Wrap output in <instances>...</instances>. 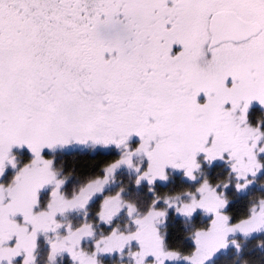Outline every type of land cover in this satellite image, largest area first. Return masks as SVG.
Listing matches in <instances>:
<instances>
[{
  "label": "snow or ice",
  "instance_id": "snow-or-ice-1",
  "mask_svg": "<svg viewBox=\"0 0 264 264\" xmlns=\"http://www.w3.org/2000/svg\"><path fill=\"white\" fill-rule=\"evenodd\" d=\"M252 102L264 108V0H0V175L6 166L16 168L14 149L32 155L0 185V264L18 257L20 264H34L38 234L56 232L58 214L83 209L117 168L133 167L134 155L147 161L134 169L136 185L165 180L168 168L192 180L202 158L228 163L243 181L236 190L246 188L262 167L257 153H264L257 147L264 139L260 123L247 124ZM133 137L139 142L129 151ZM71 143L123 146L125 155L102 179L65 199L63 181L42 151ZM46 186H53L46 209L34 213ZM185 195L191 202L176 208L180 215L199 209L210 216L206 229L193 234L185 264H205L232 233L264 229V200L230 224L220 185L205 181ZM158 203L133 218L135 209L119 193L105 197L99 221L108 224L126 208L135 231L113 229L89 254L79 244L92 237L91 225L69 227L49 242V264L64 252L73 264H97V254L133 241L134 264L176 259L154 227L165 215ZM164 204L175 206L168 199Z\"/></svg>",
  "mask_w": 264,
  "mask_h": 264
},
{
  "label": "rangeland",
  "instance_id": "rangeland-1",
  "mask_svg": "<svg viewBox=\"0 0 264 264\" xmlns=\"http://www.w3.org/2000/svg\"><path fill=\"white\" fill-rule=\"evenodd\" d=\"M257 104L259 105L257 102H252L250 105H254ZM249 105V106H250ZM85 146L88 145L87 144H83ZM82 144H77V143H71L68 144L66 146L60 147V146H56L54 147L52 150H48V149H44V150H48L45 153L42 154V158L45 160H50L52 162L51 164V171H53L55 173V175L57 174L58 180L63 181V184L60 188V192L61 194L65 197V199H71L73 197L74 194L78 193L80 191L81 188L85 187L86 185H88L89 183H92L94 181H96L97 179H102L104 177V169L107 168L113 160L114 156L110 157L111 161H109L108 163L105 164L104 167H101L93 174H87L84 176H75L74 178H71L70 173H64L61 174L59 172V167H57V163L62 162L63 160H69L70 156H66L68 155V152H70L69 150L72 151H79L82 146ZM264 146V142L263 145ZM43 150V151H44ZM59 152L58 154H56L54 156L55 159H51L52 157H50L51 153H56ZM48 154V155H47ZM257 155H259V153H257ZM49 156V157H48ZM11 157L13 159V162L16 165V168L13 169L11 166H6L3 175H0V185H4L5 187L11 182L12 178L15 176L16 171L22 167H24L26 164H28L31 159H32V155L30 152H28L26 149L23 148H18V149H14L13 152L11 153ZM141 161V162H136V161ZM258 160V158H257ZM218 161H222V160H218ZM215 161H212L211 163H213ZM262 165L261 170L259 172H257V174L253 177V176H249L248 177V186L246 188L241 189L240 191H237L235 188V184L237 183H243V181H238L235 177V175L231 172V168L230 165L227 164L226 162L222 161L223 167L224 165H226L229 175L226 176L224 184H228L229 187L227 188V190L229 189L230 191H233L236 193V196L240 195H245V196H249L248 198H250V204H251V208H253L255 205H257L259 203V201L264 200V157L259 161ZM198 163L200 165V167L193 173L194 175V179L190 180L188 177H186L183 173L182 170H177V169H172V168H168L165 170V175H166V179L165 180H157L155 181L152 185H148L146 182H142L139 185L135 184V180H136V176L137 173L134 171L135 168L140 167L141 169H143V167H146L147 161L144 160V158L141 156L139 159L135 160V163L133 164V167L129 170H124L123 172H121L122 170L120 169L118 171L119 173V177L120 175H125V177L127 176L126 172L129 171V174H131L132 178L128 180V183L125 182L121 185V187H119L118 189L120 190V199L124 198V200L121 199V201L124 204H130L133 206V208L135 209V213L133 218H142L145 213L148 211L149 206L152 204V201L158 200L159 203L157 205V209L164 211L165 215L159 219L158 222H163L164 220H169L170 217L172 219H175V217H182V219L185 218H190L191 216L195 215V216H200V217H204L207 218L208 220L210 219V216L208 214H206L204 211L202 210H197L195 211L191 216H182L180 215L177 211L176 208L183 206L184 204L190 203L191 202V197L188 195H185V193H190L193 194L195 193V190L205 182V180H202V175L206 173V170L203 171L202 170V165L201 164H207L210 165L211 163H208L206 161H204L202 158H198ZM210 167V166H208ZM134 172V173H132ZM213 176L218 175L217 177L220 178L221 177V171L218 170L217 172H214L212 174ZM118 177V179H119ZM171 177V180L166 183L165 181ZM173 178H179V179H183L185 180L187 183L190 184L191 187L187 188L186 190H181V188L179 187V189L181 190V192L179 193H171V195H169L170 192V188L173 186L172 184V179ZM210 178V176H209ZM215 178V177H214ZM117 180V177H116ZM210 180H212V178H210ZM209 180V185H213L214 184H210L211 181ZM118 183V182H116ZM166 183V185H165ZM114 180L113 181H108L107 182V186L103 189L102 193L97 194L95 196H93L89 203H87V205L83 208V209H73V210H69L66 211L63 215H57L55 217V221L57 224L61 225V227L59 229H57L58 232L62 233L63 232V226L66 227H70L72 230L75 228H78L81 225V221L77 222L76 220H70V223L68 222V219L70 217H72V215L77 214L79 212H82L83 210H85L86 208H96L97 212L99 210V206L101 201L105 198V197H111L114 196L118 191V189H113V187H115L114 185ZM168 184V185H167ZM131 185L133 190H129L128 192L125 193V189L127 188L126 186ZM165 185V186H164ZM163 186V187H162ZM53 186H46L45 188L41 189L38 193H37V207L33 209L34 213L43 211L46 209L48 200H49V193L52 190ZM149 188L151 189V191H149ZM222 188V187H221ZM159 189H167L161 196H159V192L157 190ZM128 190V189H126ZM243 197V196H242ZM168 199L170 203H173L175 206L172 208H168L167 205L164 204V200ZM245 199V198H242ZM229 206L226 208L228 209ZM122 210H126V208H122ZM224 215H226L223 212ZM240 213H236L232 214V216L229 217V223H235L238 220H240ZM249 214V212L247 213V215ZM117 215V214H116ZM228 216V215H227ZM116 218V217H115ZM18 221L20 218H16ZM67 219V220H65ZM71 219V218H70ZM114 220V218H112L110 224L112 223V221ZM117 221V220H116ZM123 221V222H122ZM122 221H119V224L121 223H125V222H129L130 223L124 227H120V230L118 232V229L116 228L115 230L117 231L118 234H123L127 235L133 231H135L136 226L132 223V218H130L127 213L124 216V218L122 219ZM99 226L100 225H108L105 224L101 221L98 222ZM162 224L156 229V233L159 236V234L161 235V228ZM115 228V227H114ZM113 230V229H112ZM50 232H46V233H40L37 236V240H36V247L33 251V257H34V264H49L48 263H44L46 260V258H48L49 252H48V247H49V242L51 241V236L49 234ZM255 234H264V229H261L260 231L257 232H252L249 233L248 235H244L240 232H235L230 234L229 236L232 235H239V236H244V237H249ZM229 236L227 237V240L229 238ZM102 239L101 237H98L95 239V242L97 240ZM260 240L262 241V243L264 244V235H262L260 237ZM228 242V241H227ZM46 243V244H45ZM133 244V242H132ZM228 244L226 247L220 249L218 252H216L210 260L206 261L205 264H211V262L213 261L214 258H216L219 254H221L222 252H224L227 248H228ZM134 248L137 249L138 251V246L134 245ZM80 249V246H79ZM164 249V248H163ZM37 251V253H36ZM22 257H18L15 261V264H20ZM63 258H61V254L57 255L55 258V264L58 263H62ZM152 259L151 258H145V264H149ZM185 264V262L183 263V258L182 256H179L178 260H176L175 263V259L174 260H165L164 264ZM132 264H134V262L132 261ZM264 264V263H262Z\"/></svg>",
  "mask_w": 264,
  "mask_h": 264
},
{
  "label": "trees",
  "instance_id": "trees-1",
  "mask_svg": "<svg viewBox=\"0 0 264 264\" xmlns=\"http://www.w3.org/2000/svg\"><path fill=\"white\" fill-rule=\"evenodd\" d=\"M94 149H88L87 151H72L69 150L68 155L70 156L69 160H63L60 163H57V167H59V172L61 174L64 173H70L71 178H74L75 176H84L87 174H93L95 173L99 168L101 170V167H104L106 163L111 161L107 156L102 155V154H96L94 155L93 151ZM59 152L56 153H51L50 157L51 159H55L54 156L58 154ZM48 155V154H47ZM49 157V156H48ZM202 170L205 171L206 173L202 175V180H205L209 183L210 178H212L210 184L214 185H220L223 190V199L226 201V206L223 212L228 215V217L234 216L236 213H240V219L245 218L247 216V213L251 209V204L249 196L245 195H240L239 196H234L236 195L235 192L230 191L229 189H223L224 181L226 176L229 174L226 173L225 171L221 170L224 167L219 164L218 166H215L217 169H212L214 168L213 166L207 165V164H201ZM210 166V167H208ZM221 169H220V168ZM218 170L221 171V177L218 178L216 176H213L212 174L214 172H217ZM124 171V170H123ZM121 171V172H123ZM209 173V174H208ZM127 176L125 175H120L119 179L114 180L115 184H118V188L121 187V185L125 182L128 183V180L132 178L131 174H129V171L126 172ZM228 174V175H227ZM56 176H58L56 174ZM210 176V178H209ZM215 177V178H214ZM58 178V177H56ZM118 182V183H116ZM172 187L169 189V195L173 192L179 193L181 190H186L187 188L191 187L189 183H187L183 179L179 178H173L172 179ZM116 186V185H115ZM128 190L125 189V193L128 192L129 190H133L131 185L126 186ZM181 188V190L179 189ZM264 189V187H263ZM167 189H159L157 190L159 192V196H161ZM117 193H120V190H117ZM243 196V197H242ZM245 198V199H242ZM124 200V198H121ZM91 202L90 200L88 203ZM229 206L228 209H226ZM127 211L126 210H121L117 215H115L113 218L114 220L112 223H108V225H100L99 226V218L97 216V209L93 208H86L82 212H79L77 214L72 215L68 219V222L70 223V220H76L77 222L81 221V225L83 224H89L91 225L92 228V237L90 238H85L80 241V251H83L85 253H92L95 251V239L98 237L103 238L104 236L108 235L112 229H118V232L120 230V227L127 226L129 222L121 223L119 224V221H122L124 216L126 215ZM116 217V218H115ZM67 220V219H65ZM117 220V221H116ZM123 222V221H122ZM209 220L204 217L200 216H191L190 218H183L182 217H175V219H170L164 220L163 222H157L154 224L155 229H157L161 224L162 227L161 229V235L159 234V239L162 242V246L164 248V251L166 252H175L177 253V258L175 259L178 260L179 256H182V258L187 255L194 247L193 245V234L197 230H202L206 229L207 224ZM80 225V226H81ZM79 226V227H80ZM115 227V228H114ZM68 227L63 226V232L60 233L56 230V232H50L51 236V241L55 240L57 237H63L65 233V229ZM75 228L73 229V231ZM124 234V233H123ZM264 235V234H262ZM261 234H255L249 237H244V236H239V235H232L229 236L228 238V248L219 254L216 258L213 259L211 264H262L264 263V244L260 240V237L262 236ZM46 244V243H45ZM135 242L133 241L130 243V245L125 246L121 251L116 252L113 251L111 253H102V254H97L95 259L97 261V264H132V253L136 252L137 249L134 248ZM50 251V247H48V252ZM37 253V251H36ZM61 258L62 263L58 264H73V261L71 260L70 256L64 252L61 253ZM44 263H48V258ZM152 261V260H151ZM172 263V264H175ZM184 263V261H183ZM149 264H152L150 262ZM182 264V261H181Z\"/></svg>",
  "mask_w": 264,
  "mask_h": 264
},
{
  "label": "flooded vegetation",
  "instance_id": "flooded-vegetation-1",
  "mask_svg": "<svg viewBox=\"0 0 264 264\" xmlns=\"http://www.w3.org/2000/svg\"><path fill=\"white\" fill-rule=\"evenodd\" d=\"M260 123V126H261V131L264 132V108H261L259 105L257 104H254V105H250L249 108H248V112H247V124L249 127H256L257 124ZM139 141L133 137V138H130L129 140V144H128V150L129 151H133L134 150V147L136 146V144L138 143ZM263 142H264V139H262V141L257 145V147H262L263 145ZM88 149H94L93 151H90V152H93L94 155L96 154H102V155H105L107 156L108 158L109 157H112L114 156L112 163L115 162L116 160L120 159L122 156L125 155V148L122 146L120 148H116L114 145H109L108 147H103V146H100V145H97V144H93V143H88L87 146L83 145L82 148L80 149L81 151H87ZM46 151L48 150H44L42 151V154L45 153ZM141 157V155H134L132 157V163H135V160L139 159ZM143 157V156H142ZM264 157V153H259V155H257V158H258V161H260L262 158ZM111 159V158H109ZM223 161V160H222ZM222 161H215L213 163L210 164V166H213L214 168L212 169H217L215 166H218L219 164H222ZM136 162H141V161H136ZM225 162V161H224ZM228 164V163H227ZM227 166L224 165V168L220 169L225 171L226 173L229 174L228 172V169L226 168ZM129 170L131 168L129 167H126V166H120L119 168H117L115 170V172L109 177L108 181H113V180H116V177L118 179L119 177V173L118 171L119 170ZM134 173V172H132ZM209 174V173H208ZM171 180V177L168 178L165 182L169 184V181ZM115 183V182H114ZM165 183V185H166ZM167 184V185H168ZM116 185L115 187H113V189H118V184H114ZM164 185V186H165ZM107 186L104 185V188ZM163 187V186H162ZM103 188V189H104ZM133 189V188H132Z\"/></svg>",
  "mask_w": 264,
  "mask_h": 264
}]
</instances>
